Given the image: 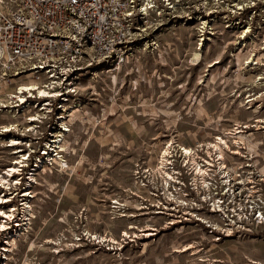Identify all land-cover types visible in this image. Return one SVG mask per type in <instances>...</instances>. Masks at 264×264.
I'll return each instance as SVG.
<instances>
[{"label":"rangeland","instance_id":"obj_1","mask_svg":"<svg viewBox=\"0 0 264 264\" xmlns=\"http://www.w3.org/2000/svg\"><path fill=\"white\" fill-rule=\"evenodd\" d=\"M255 1L250 10V0H180L158 49L99 73L96 103L64 133L62 156L35 172L30 228L8 264H264V224L253 217L215 221L225 234L187 219L185 200L200 199L179 150L216 154L209 144L225 134L232 150L219 160L242 177L240 201L264 208V0ZM3 132L0 168L16 156Z\"/></svg>","mask_w":264,"mask_h":264},{"label":"built area","instance_id":"obj_2","mask_svg":"<svg viewBox=\"0 0 264 264\" xmlns=\"http://www.w3.org/2000/svg\"><path fill=\"white\" fill-rule=\"evenodd\" d=\"M250 1L247 7L255 10L256 1ZM179 2L0 0V118L10 117L0 130L10 127L3 134L16 154L0 168V174H5L0 180V264L9 263L13 241L30 228L35 172L61 154L64 133L81 122L80 110L96 103L94 82L101 77L99 73H118L128 62L138 60L139 53L158 49L160 25ZM212 154L198 157L208 168L203 174L207 185L182 156V165L192 167L185 171L196 176L188 180L190 190L199 191L197 201L208 205L216 217L205 218L204 223L209 222L218 234L226 232L215 221L236 223L253 217L264 224L261 203L248 198L245 204L240 201L242 177L229 171L225 162L226 172L219 171L217 154ZM205 158H213L214 164L208 165ZM10 166L13 169L7 173ZM191 201L196 205L194 198Z\"/></svg>","mask_w":264,"mask_h":264},{"label":"bare ground","instance_id":"obj_3","mask_svg":"<svg viewBox=\"0 0 264 264\" xmlns=\"http://www.w3.org/2000/svg\"><path fill=\"white\" fill-rule=\"evenodd\" d=\"M192 61V60H191ZM31 85H33V83H31ZM31 87V86H30ZM10 127H8V128H4V130L3 131H6V130H8ZM2 129V128H1ZM237 130V129H236ZM235 130V131H236ZM238 131H240V130H238ZM12 138V137H11ZM224 142H226V140L221 136V135H218L217 136V138H216V140H215V142L214 143H211V144H209L210 146H209V148H211V149H213V150H215L216 151V154H217V160H218V166H219V168H221V169H223V171L224 172H226V170H225V164L222 162V160H219V159H221V158H223V149H222V146L223 147H225L224 145ZM220 143V144H219ZM9 145H11V144H9ZM221 145V146H220ZM167 146V145H166ZM226 147H229L228 146V144H227V146ZM192 148V147H191ZM191 148H189V147H186V146H183V147H180V150H181V152L183 151V153H184V155L185 156H191L192 154H194V155H192V156H194V158H192V160L194 159V167H195V169H196V171L197 172H199L200 174H202L201 175V179H202V181H203V183H205V185H207L206 183H207V181L205 180V177H204V172L208 169V168H204V166H202V163L201 162H199V160H197L196 159V156H195V153H194V150H191ZM171 151V150H170ZM210 150H208V151H206V152H209ZM166 153L168 152V148H166V151H165ZM164 153V152H163ZM215 153V152H214ZM212 154V153H211ZM211 154H209V155H211ZM162 155V154H161ZM168 155H171V152H169V154ZM164 156V155H163ZM162 156V157H163ZM191 156V157H192ZM168 157V156H167ZM47 158H50V156L48 155L47 156ZM161 158V157H160ZM164 158V157H163ZM168 160V163L170 162L169 161V158L167 159ZM205 160H206V162L205 163H208V165H213L214 164V162H213V158L212 159H208V158H205ZM160 161V160H159ZM165 161H166V159H165ZM186 162H188V160L186 161ZM161 163V162H160ZM164 162L162 161V164H163ZM191 163H192V161H191ZM165 164V163H164ZM160 166V165H159ZM165 166V165H164ZM164 166H162V167H164ZM189 167V166H188ZM13 169V167H8L6 170L8 171L7 173H10V171ZM164 170V169H163ZM162 170V171H163ZM168 171V170H167ZM194 172L195 174H197V172ZM222 171V172H223ZM2 173V172H1ZM161 174V173H160ZM166 174H168L167 172H166ZM5 176V174L4 175H2V174H0V180H2V178ZM172 176L170 175V174H168V177H167V179H165V178H163V181H164V183H167V182H169V178H171ZM172 180H174L173 178H171ZM242 179H240L239 181H241ZM36 181V180H35ZM168 184V183H167ZM26 210H27V212H29L30 210H29V207L27 206L26 207ZM219 222V221H218ZM220 223V222H219ZM231 223V222H230ZM224 224V223H223ZM228 224V223H227ZM224 228V227H223ZM226 231H230V229L229 228H227V230ZM93 237H100L99 235H95L94 234V236ZM103 238V237H102ZM187 247H189V245H183V247L181 248H176L175 250H177V251H183V250H185Z\"/></svg>","mask_w":264,"mask_h":264},{"label":"flooded vegetation","instance_id":"obj_4","mask_svg":"<svg viewBox=\"0 0 264 264\" xmlns=\"http://www.w3.org/2000/svg\"><path fill=\"white\" fill-rule=\"evenodd\" d=\"M161 154V153H160ZM170 162V164H172V161L171 160H169ZM169 166V165H168ZM167 166V167H168ZM172 166V165H171ZM171 168V167H170ZM173 205H175L174 204V202H173ZM206 206V209H204L203 211H202V209L200 208V206H194L193 205V202L192 201H189L187 204H186V209L188 210L187 211V214L188 213H190L189 215V217L187 218L188 220H190L192 217H193V219H194V221L195 222H200V223H203L205 226H207L210 230H212V226L209 224V222H207V223H204V221H205V218H208L209 216H208V214L210 213V209L208 208L209 206L208 205H205ZM159 208V207H158ZM175 207H173V209H170V211L168 210V212L167 211H164V210H159V212H162V213H165V214H174V209ZM198 212H203V213H206L207 214V217H203L201 214H199ZM209 212V213H208ZM213 215V214H212ZM213 216H215V215H213ZM216 218V217H215ZM209 219H211V220H216V219H214V218H209ZM193 221V220H192ZM212 223H213V221H212ZM217 223V222H216ZM221 223H223V222H221ZM212 227V228H211ZM218 230H216V232H217ZM212 252H210L209 254H211ZM225 258L227 257V255H228V253L226 252V253H221ZM207 256V255H206ZM207 258H209V257H207ZM227 259V258H226ZM213 261H222L221 260V258H218L217 260L214 258V260ZM212 262H209V264H211Z\"/></svg>","mask_w":264,"mask_h":264}]
</instances>
